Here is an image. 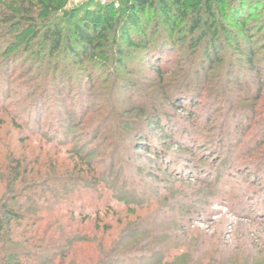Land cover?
Masks as SVG:
<instances>
[{"label": "rangeland", "instance_id": "obj_1", "mask_svg": "<svg viewBox=\"0 0 264 264\" xmlns=\"http://www.w3.org/2000/svg\"><path fill=\"white\" fill-rule=\"evenodd\" d=\"M87 1L68 0L66 9ZM237 5L255 65L222 32L212 68L197 38L169 43L164 78L141 52L122 67L115 36L83 64L64 47L51 54L42 34L27 40L5 26L9 43H22L0 52V166L10 153L39 158L37 169L58 160L90 185L57 204L83 239L63 264H264V0ZM79 17L43 15L37 24L65 22L69 34ZM158 21L163 28L154 16L149 29ZM154 115L166 142L147 126Z\"/></svg>", "mask_w": 264, "mask_h": 264}, {"label": "trees", "instance_id": "obj_2", "mask_svg": "<svg viewBox=\"0 0 264 264\" xmlns=\"http://www.w3.org/2000/svg\"><path fill=\"white\" fill-rule=\"evenodd\" d=\"M237 1L115 0L100 4L101 8L96 11L90 9L94 0L70 10L66 9L68 0H0V52L8 49L10 44L20 46L22 43L21 40L9 43L5 33L7 25L22 28L19 37L27 40L42 34V40L50 45L51 54L64 47L83 64L102 52L110 37L115 36L114 45L118 42L116 53L122 67L127 68L126 56L141 52L147 56L153 72L164 78L161 64L168 54L165 48L169 43L177 46L190 37L197 38V44L205 47L203 62L212 68L221 60L216 57V51L218 36L223 32L236 52L254 66L257 52L250 36L251 29L240 15L241 6ZM43 15H80V23H76L69 34L63 27L65 22L49 23L45 29H40L37 23ZM87 15L98 17L89 21ZM154 16L163 21L164 29L159 28V21L149 29ZM101 17H104L102 23ZM225 20L234 23L239 30L236 33L230 30L224 25ZM134 30L138 32L137 37ZM87 81L91 84L93 78L88 76ZM165 96V100L176 102L172 95L166 93ZM146 123L152 130H159V136L165 142L170 139L161 117L149 116ZM84 154L92 156L91 153ZM39 161V158L26 161L10 153L0 166V187L3 189L0 197V264H63L76 242L83 240L75 234L77 221L67 220L59 214L57 204L73 186L81 183L80 187H89L85 184L87 179L69 168L63 169L58 160L50 159L37 169ZM91 165V161L86 164ZM71 211L76 214L74 209ZM98 264L105 263L100 261Z\"/></svg>", "mask_w": 264, "mask_h": 264}]
</instances>
